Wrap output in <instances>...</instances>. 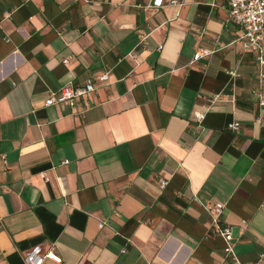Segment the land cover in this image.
<instances>
[{
	"label": "crops",
	"instance_id": "1",
	"mask_svg": "<svg viewBox=\"0 0 264 264\" xmlns=\"http://www.w3.org/2000/svg\"><path fill=\"white\" fill-rule=\"evenodd\" d=\"M152 4L0 0V264H233L227 226L243 264L264 253V66L227 0Z\"/></svg>",
	"mask_w": 264,
	"mask_h": 264
},
{
	"label": "built area",
	"instance_id": "2",
	"mask_svg": "<svg viewBox=\"0 0 264 264\" xmlns=\"http://www.w3.org/2000/svg\"><path fill=\"white\" fill-rule=\"evenodd\" d=\"M171 4H179L177 1H172ZM229 8L230 19L237 25L241 31L242 42L247 51L254 53L260 67L264 66V0H227ZM164 6V0H153V4L149 7L161 8ZM162 48V47H160ZM204 56V53H197L196 58ZM68 63V60L64 61ZM228 74L233 78L238 77L236 70L228 71ZM108 80V74H104L97 79L89 78L83 86H73L67 84L61 87L59 90L51 93L49 98L45 102L46 107L52 106H69L75 107L79 98L89 95L96 91L98 83H104ZM261 82H264V74H261ZM223 95L216 94L212 97L211 102L216 103L221 101ZM260 105L264 106V100H260ZM193 118L197 122H202L205 118V113L201 111H195ZM228 128L233 131L240 129V123L233 122L228 125ZM67 164L66 161L62 163ZM168 185L166 180L160 181V188L165 189ZM207 211L212 213L216 220L223 213L224 206L222 204L208 205ZM245 224V222H244ZM104 222H100L99 227L103 228ZM218 234L224 239V251L226 256L231 260L233 264H243L237 253V242L233 236L232 229L230 227L218 228ZM126 251L123 250V253ZM47 260H53L57 263H61V257L55 253L53 248L44 249L42 246H35L24 255L25 264H45ZM256 264H264V253L260 255Z\"/></svg>",
	"mask_w": 264,
	"mask_h": 264
}]
</instances>
